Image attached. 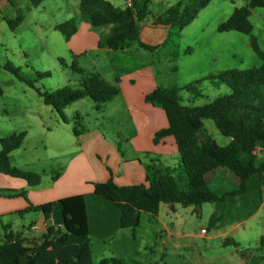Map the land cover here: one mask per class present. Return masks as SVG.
Instances as JSON below:
<instances>
[{
  "label": "rangeland",
  "instance_id": "374dc122",
  "mask_svg": "<svg viewBox=\"0 0 264 264\" xmlns=\"http://www.w3.org/2000/svg\"><path fill=\"white\" fill-rule=\"evenodd\" d=\"M179 1L152 0L150 15L139 24L143 42L158 43L163 40L160 32L150 35L154 29L148 26ZM186 1L193 6L200 0ZM250 2L251 0H212L197 19L182 30L178 49L171 46L160 48L154 54L138 46L131 47L127 54L93 48L96 37L104 35L107 28H94L81 18L78 0H44L37 8H33L29 0H8L4 4L0 2V150L2 139L25 132L26 137L21 147L10 153L9 161L17 169L40 175V189L52 187L60 179L61 185L67 181H73L74 185L83 184L90 176L98 175L97 172L100 173L103 168L112 169L116 157L123 160L122 168L126 165L125 161H140L135 166L137 171L141 170L143 173H146L152 160H159L165 167L178 166L179 153H173L171 148L167 154L163 152L162 155L159 150L150 153L134 150L132 137L138 136L141 131L142 135L151 134L148 129L159 126V121L164 116H161L160 110L154 112L143 107L147 103L129 108L119 84L117 87L122 93L105 104L101 111L95 109V103L90 98L72 104L64 111L67 123L53 107L44 103L38 90L55 92L67 86L80 87L82 75L73 71L75 62L86 75L99 73L113 84L127 73L150 64L155 72L157 87L182 89L181 96L186 106L208 104L219 95L228 94L229 88L215 87L205 81L201 86V96L183 89L210 76H219L225 71L244 72L262 65V60L251 47V37L257 39L264 52V8L251 10L252 35L219 32V27L236 9L246 7ZM19 12L25 16L24 22L12 31L4 19L13 21ZM71 19L77 22L78 33L67 40L55 30V26ZM188 50L191 53H187ZM174 51L178 55L176 59L172 57ZM114 57L115 62L112 61ZM7 66L19 69L25 81L9 72ZM38 73H45L48 77L40 79ZM26 81L32 82L34 87ZM139 83L138 80L137 84ZM247 102L264 107V99ZM76 115L83 118L82 124L88 129L80 137L73 133ZM254 115L259 116L256 113ZM151 118L152 123L149 121ZM140 120L144 121V126L140 125ZM203 133L219 146L230 143V139L223 136L211 120H204ZM73 160L75 162L70 166ZM3 179L10 181L8 177ZM213 186L210 188H214ZM176 207L179 216H175L166 204L160 206L159 215L169 225L174 224L169 229L190 235L189 238H183L182 243L193 244L194 248L189 250L196 256L201 241L196 236L202 233V227L192 217V207ZM150 219L152 216L143 214L142 228L139 231L144 236L141 242L135 243L128 231L120 232L107 245L94 238V262L98 263L102 258L131 259L132 253L144 244L145 237H150L153 243L161 244L160 237L157 235L156 238L154 231L158 228L164 238L165 229L160 223H150ZM180 220L182 224L179 223ZM262 222L264 225V215ZM263 255L255 256L253 262L264 264ZM170 261L171 264H177L176 261Z\"/></svg>",
  "mask_w": 264,
  "mask_h": 264
},
{
  "label": "trees",
  "instance_id": "16d2710c",
  "mask_svg": "<svg viewBox=\"0 0 264 264\" xmlns=\"http://www.w3.org/2000/svg\"><path fill=\"white\" fill-rule=\"evenodd\" d=\"M10 1V0H9ZM33 8L39 7L44 0H29ZM212 0H200L193 6L186 0H180L170 7L156 25L168 28V36L162 45L151 46L141 41L139 24L150 15L152 0H132V6L124 9L115 7L106 0H81V18L94 28L110 27V32L101 37L98 47L112 51H123L138 46L151 53L160 48L178 49L181 32L197 19L199 13ZM264 8V0H251L246 7L236 9L231 17L219 27L220 33L239 32L252 35L253 25L250 22L251 10ZM25 16L19 12L15 20L4 19L10 30L14 31L24 22ZM66 39H71L78 32L74 19L55 26ZM251 47L262 60V65L244 72L225 71L219 76H210L186 90L195 96H201L202 83L209 81L215 87L227 86L230 92L219 95L215 100L203 106H186L181 96L182 89L157 87L145 96V102L165 111L168 126L157 131L154 143L160 144L166 138L175 140L180 156L179 165L165 167L159 160H152L146 168L145 183L120 186L112 177L104 183H93L95 195L114 202L121 210L122 229L131 230L136 239L141 226L142 213L158 214L162 204L184 208L197 207L204 202L224 201L230 196H239L246 192L247 182L253 176L258 177L264 186V160L255 155L257 147L264 149V107L248 103L250 100L264 99V52L257 39L251 37ZM187 53H191L188 50ZM177 52L172 53L174 59ZM6 69L25 81L19 69L7 66ZM73 71L82 75L80 87H65L55 92L39 91L44 103L51 106L67 123L64 111L77 101L90 98L95 109L101 111L103 106L113 101L119 94L116 84L105 80L99 73L86 75L75 62ZM48 75L38 73V78ZM30 86L33 83L26 81ZM242 109L250 117L241 123L234 118V113ZM254 113L259 116H255ZM73 133L76 137L85 134L88 129L83 126V118L75 116ZM204 120L214 122L220 133L231 141L227 146H219L209 136H204ZM26 133L14 134L1 140L0 175L18 178L34 188L41 185L42 178L36 173L13 167L9 161L11 152L19 149ZM225 169L235 174L238 180L237 189L232 193L219 196L211 190L207 182L208 175ZM1 195L24 196V192L2 191ZM55 210L63 214V229L48 228L46 234L33 247L32 258L26 264H152L138 261L103 258L94 262L89 217L84 195L72 196L44 205L31 206L29 211L43 212L50 219ZM24 239L9 234L6 241L0 244V260L4 264H16L23 249ZM258 251L264 253V235L260 239ZM244 256V254H243ZM264 260V257L262 258ZM254 264H259L254 262Z\"/></svg>",
  "mask_w": 264,
  "mask_h": 264
},
{
  "label": "crops",
  "instance_id": "0c3cea01",
  "mask_svg": "<svg viewBox=\"0 0 264 264\" xmlns=\"http://www.w3.org/2000/svg\"><path fill=\"white\" fill-rule=\"evenodd\" d=\"M106 1H109L117 8L124 9L128 7L127 0L125 2H122V0ZM0 2L4 4L8 0H0ZM80 2L81 0H78V3ZM148 27L154 29L150 35L160 32L163 40L158 43H144L151 46L162 45L167 39L168 28L156 25L155 22L151 23ZM105 28L107 29L103 32L104 35L101 34L102 36L96 37L92 45L93 48L100 49L98 43L101 37L110 32V27ZM129 50L130 48H126L121 52L127 54ZM112 61L115 62L116 57ZM137 79L140 81L139 84H137ZM119 86L122 87L124 99L129 108L132 109L136 104L143 105L146 103L145 96L157 88L155 84V72L152 70L150 64L143 65L138 70L131 71L125 77L120 78ZM143 107L154 112L160 110L163 114L161 116H164V118L162 121H159V126H153L148 129L152 135H142L141 131L138 136L132 137L131 142L133 143L134 150L136 152L144 151L149 153L159 150L162 155L163 152L167 154L169 148H171L173 153H178V148L172 137L166 138L160 144L156 145L154 143L155 133L168 126L165 111L155 108L150 104H146ZM249 117L250 113L242 109H238L234 113V118L238 123H241L242 120L246 121ZM149 121L152 123L153 119L151 118ZM139 122L142 123L140 125L144 126V121L140 120ZM255 155L264 160V149L257 147ZM79 158L80 156L77 157V159ZM75 160L70 163V166ZM122 162L123 160L116 157L112 169L108 168L105 170L103 168L100 173L97 172L98 175L95 176L93 174L94 176H90L91 178L85 180L83 184L74 185L73 181H67L64 185H61L60 179L52 187L46 189H40L41 185L31 188L24 180L0 175V189H3V191L24 192V196L13 197L1 195L2 191H0V244L6 241V236L9 234L20 236L25 241L16 264H26L31 260L34 247L31 242L35 240L39 242L46 234L48 228L63 229L64 218L60 210H55L50 219H47L43 212L29 211V208L72 196H85L92 242L96 238L107 245L115 240L117 235L123 231H128L135 243L141 242L144 238L139 232L142 225L138 230L136 239H134L131 230L122 229L121 227V210L119 207L114 202L99 197L94 193L93 183L107 182L111 178V172L115 183L120 186L145 183L146 173H143L141 170L137 171V166H135V163L140 161H125L126 165L123 168L121 167ZM138 168L140 167L138 166ZM5 177L10 178L8 179L10 181L3 179ZM15 179L21 182L15 181V183L13 181ZM207 182L209 187L214 185V188L211 190L219 196L234 192L238 185L235 174L225 169L217 170L208 175ZM85 184L86 186H84ZM192 208L191 215L198 222V225L202 227L201 232L203 229L206 230L205 233L202 232L196 236L199 241L201 240L197 247L196 256L192 255L189 250V248H194L193 244L182 243L183 238L190 237L188 233H178L174 229H169V226H174V224L171 223L169 225V223H166L162 220L159 213L156 215L142 213V217L143 214L152 216V219L149 220L150 223L162 224L165 229L164 234L166 238H163V233L157 228L154 231V235H156V238L157 235L160 237L161 244L157 242L153 243L150 237H145L144 244L132 253L131 259H114L152 264H171L170 260L176 261L177 264H254L253 259L255 256L264 254L258 251L260 239L264 235V225L262 222L264 215V186H261L258 177H251L247 182L246 192L239 196H230L224 201L204 202ZM170 210H172L175 216H179V210L176 206H170ZM179 223L182 224V220ZM0 264L4 263L0 260Z\"/></svg>",
  "mask_w": 264,
  "mask_h": 264
},
{
  "label": "built area",
  "instance_id": "2783aa9c",
  "mask_svg": "<svg viewBox=\"0 0 264 264\" xmlns=\"http://www.w3.org/2000/svg\"><path fill=\"white\" fill-rule=\"evenodd\" d=\"M127 5L129 6V7H131L132 6V0H127ZM202 232H206V230L205 229H203L202 230Z\"/></svg>",
  "mask_w": 264,
  "mask_h": 264
},
{
  "label": "water",
  "instance_id": "95a60500",
  "mask_svg": "<svg viewBox=\"0 0 264 264\" xmlns=\"http://www.w3.org/2000/svg\"><path fill=\"white\" fill-rule=\"evenodd\" d=\"M31 243H32V245H33V246H37V245L39 244V242H38V241H36V240H35V241H33V242H31Z\"/></svg>",
  "mask_w": 264,
  "mask_h": 264
}]
</instances>
